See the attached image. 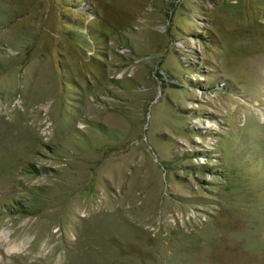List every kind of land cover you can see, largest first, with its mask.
<instances>
[{
    "label": "rangeland",
    "instance_id": "obj_1",
    "mask_svg": "<svg viewBox=\"0 0 264 264\" xmlns=\"http://www.w3.org/2000/svg\"><path fill=\"white\" fill-rule=\"evenodd\" d=\"M0 264H264V0H0Z\"/></svg>",
    "mask_w": 264,
    "mask_h": 264
}]
</instances>
